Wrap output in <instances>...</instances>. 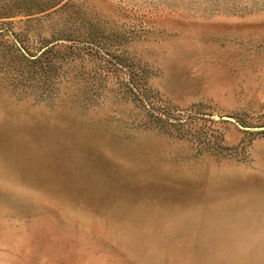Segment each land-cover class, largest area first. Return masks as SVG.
Segmentation results:
<instances>
[{
	"label": "rangeland",
	"instance_id": "obj_1",
	"mask_svg": "<svg viewBox=\"0 0 264 264\" xmlns=\"http://www.w3.org/2000/svg\"><path fill=\"white\" fill-rule=\"evenodd\" d=\"M0 264H264V0H0Z\"/></svg>",
	"mask_w": 264,
	"mask_h": 264
},
{
	"label": "water",
	"instance_id": "obj_2",
	"mask_svg": "<svg viewBox=\"0 0 264 264\" xmlns=\"http://www.w3.org/2000/svg\"><path fill=\"white\" fill-rule=\"evenodd\" d=\"M216 116H220V115H218V114H216ZM221 117H224V118H231L229 115H221ZM240 126H242V127H245L244 125H242V124H240V123H238Z\"/></svg>",
	"mask_w": 264,
	"mask_h": 264
},
{
	"label": "bare ground",
	"instance_id": "obj_3",
	"mask_svg": "<svg viewBox=\"0 0 264 264\" xmlns=\"http://www.w3.org/2000/svg\"><path fill=\"white\" fill-rule=\"evenodd\" d=\"M36 165V164H35ZM38 166V165H37ZM41 167V166H40ZM35 171H37V170H35ZM39 171V170H38ZM46 171H48V170H46ZM38 173V172H37ZM52 173V172H51ZM40 175V174H39ZM53 176V175H52ZM39 179H41V177L39 178ZM44 179V178H43ZM28 181H30L29 179H28ZM38 182H39V180H37ZM49 181H50V179H49ZM48 181V182H49ZM41 182V181H40ZM47 182V181H46ZM34 183V182H33ZM34 185H35V183H34ZM38 185H40L39 183H38ZM36 186V185H35ZM30 187V186H29ZM36 188V187H35Z\"/></svg>",
	"mask_w": 264,
	"mask_h": 264
}]
</instances>
